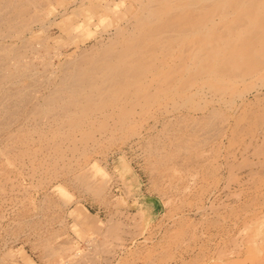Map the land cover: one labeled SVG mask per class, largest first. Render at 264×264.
<instances>
[{
    "label": "rangeland",
    "instance_id": "rangeland-1",
    "mask_svg": "<svg viewBox=\"0 0 264 264\" xmlns=\"http://www.w3.org/2000/svg\"><path fill=\"white\" fill-rule=\"evenodd\" d=\"M134 1L30 5L26 29L11 36L1 27L0 58L34 70L21 83L45 112L43 99L66 61L103 48L118 26L131 27ZM162 55L172 65L180 50ZM254 93L223 102L172 91L159 103L130 107L125 122L106 108L75 130L33 118L30 106L5 115L10 121L0 117V264H245L263 257L264 87ZM87 133L93 139L83 142Z\"/></svg>",
    "mask_w": 264,
    "mask_h": 264
},
{
    "label": "bare ground",
    "instance_id": "bare-ground-1",
    "mask_svg": "<svg viewBox=\"0 0 264 264\" xmlns=\"http://www.w3.org/2000/svg\"><path fill=\"white\" fill-rule=\"evenodd\" d=\"M41 1L28 0L26 5H20L17 0L16 3L13 0H2L0 7L7 8L6 12L9 10V13L0 19V36L5 31L2 30L4 25L10 35L13 29L27 27L30 21L26 16L31 6L36 8L38 4H45H40ZM135 1L137 9L132 10L128 6L133 18L131 27L118 26L116 37L103 48L91 53L84 52L66 61L59 83L43 99L45 112L37 102L34 103V99H29L31 95L27 92L28 87L21 83L28 76L32 78L34 70L30 71L21 63H14L9 56H6L9 59H5L2 55L0 117L6 115L12 119L22 113L26 106H30L33 118L41 122L60 120L64 127L75 130L82 128L86 119L106 108H113L120 121L125 122L132 114L130 107L159 103L162 101L160 98L172 91L182 92L191 101L210 95L213 99L225 102L228 99L242 100L248 93H258L264 87V0ZM40 13L36 16L41 17L38 16ZM177 48L180 50L178 60L172 65L166 64L162 54L171 55ZM173 103L175 105L176 101ZM7 119L6 122L1 121L2 126L7 125ZM99 127L108 128L106 124ZM92 139L90 133L83 136V142ZM49 147L58 150L59 146L51 144ZM242 231L239 230L238 234ZM227 232L230 233L229 230ZM232 241L237 244L235 238ZM261 241L264 242L262 238ZM231 248V251L235 250ZM238 252L230 254L234 258L238 257ZM259 257L255 260L246 258L249 263L245 264H264V256ZM234 260L228 263L241 262L235 260L234 263Z\"/></svg>",
    "mask_w": 264,
    "mask_h": 264
}]
</instances>
